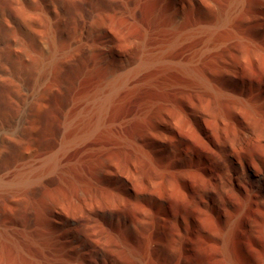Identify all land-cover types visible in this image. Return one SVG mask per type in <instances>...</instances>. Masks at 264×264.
<instances>
[{"label": "bare ground", "instance_id": "bare-ground-1", "mask_svg": "<svg viewBox=\"0 0 264 264\" xmlns=\"http://www.w3.org/2000/svg\"><path fill=\"white\" fill-rule=\"evenodd\" d=\"M51 2L41 27L18 9L4 51L0 109L20 117L0 136L18 255L2 264H264V0ZM63 16L81 22L41 149L31 111L62 93L39 70Z\"/></svg>", "mask_w": 264, "mask_h": 264}, {"label": "rangeland", "instance_id": "rangeland-1", "mask_svg": "<svg viewBox=\"0 0 264 264\" xmlns=\"http://www.w3.org/2000/svg\"><path fill=\"white\" fill-rule=\"evenodd\" d=\"M5 2L6 0H0V75L2 74V67L6 64L4 61V51L6 49V44L7 43L11 44L12 39L16 37V34L13 32L19 20L18 16L16 15V14H19L18 9L22 7L27 9L29 11V16H28L27 21L30 23V25H36V26L41 27L43 25L41 24V22L43 23L42 20L44 19V17L41 18L42 15H38V12H41L40 11L41 9L51 7L52 5L51 0H12V1L7 0V2L6 3ZM56 19H55L56 27H55V33H54L55 45L52 44L53 48L51 47L49 58L45 60L43 68L39 71L47 77L49 86H51L52 88L58 89V90L61 89L62 93L58 92L55 95L53 94L49 98V100L51 101L48 100L44 104H42L41 107L36 106L31 111L33 113L34 118L36 117L39 122V125L37 127V132H36V140H37L38 146L41 149H46L47 147H49L51 144L50 143L51 140L54 141L55 139V135L57 131V127L55 128V125L56 124L58 125L57 122L59 121V115L57 114L58 111H56V109L60 110L63 106H65L66 101H67V97H66L67 94H66L65 88H67L71 82L70 76L72 75H70L69 73L71 72V70L67 69L68 67H67L65 60L58 53L63 47L62 42L63 44H65V41L67 42V40L73 35L75 29H77V26H79V22H81L80 20L81 18L78 16H75L73 18L63 16L62 18H58L57 20ZM57 21H59L58 24H57ZM115 21L116 23H119V21L117 22L116 19ZM8 27L11 28L10 31L7 30ZM40 27L39 28L37 27V28L40 29ZM5 67L10 69L11 65L10 64L7 66L5 65ZM66 72H67V75H66ZM54 107H55V110H54ZM19 117H20V113L19 115L16 114L14 116V115L9 114L7 111H3V110L1 111L0 109V136L3 135L8 138H13V136L16 134V131H17V123H18L17 119ZM39 130H40V133L42 134L38 132ZM42 137H45V138H42ZM45 139H47L46 142H45ZM13 143L14 142H12V144ZM43 143H46V144H43ZM11 150L15 152L14 147H12ZM18 169H19V164L12 163L10 165V168L4 170V174L8 172L15 173L18 171ZM63 173L64 171L60 170L58 171L57 174L58 176L63 178L64 177ZM53 188H56V187L48 186L45 189H39L38 187H35L33 191L31 192L33 194V195L31 194V196L36 200L45 199L46 197H49V196L51 197L55 196L56 191L54 192L53 190L55 189ZM38 189L40 190V193H38L39 191ZM60 190H63V189H60ZM15 198H16L15 194L13 193L9 195H4V197L2 196L0 197V199H7L8 201H13ZM0 205L2 204L0 203ZM1 212L3 216L5 217L13 213L12 210L10 212V209H9V212H10L9 214H7L8 209L2 210ZM9 226H10V223L9 222L6 223L2 231H4V229L7 230ZM2 231H0V253H1L0 254V260H1L0 264L6 261H15L18 258L17 244H16L17 242L15 239V236L13 235L8 236L4 232L2 233ZM1 256L4 258H2Z\"/></svg>", "mask_w": 264, "mask_h": 264}]
</instances>
